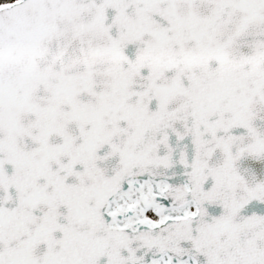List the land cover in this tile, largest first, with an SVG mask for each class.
<instances>
[{
    "label": "snow or ice",
    "instance_id": "snow-or-ice-1",
    "mask_svg": "<svg viewBox=\"0 0 264 264\" xmlns=\"http://www.w3.org/2000/svg\"><path fill=\"white\" fill-rule=\"evenodd\" d=\"M0 264H264V0H0Z\"/></svg>",
    "mask_w": 264,
    "mask_h": 264
}]
</instances>
